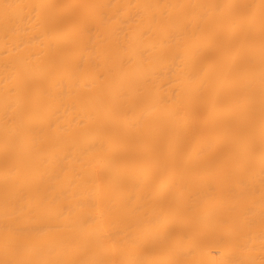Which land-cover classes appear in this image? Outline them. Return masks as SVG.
Returning <instances> with one entry per match:
<instances>
[{"label":"bare ground","instance_id":"obj_1","mask_svg":"<svg viewBox=\"0 0 264 264\" xmlns=\"http://www.w3.org/2000/svg\"><path fill=\"white\" fill-rule=\"evenodd\" d=\"M246 210L264 0H0V264H264Z\"/></svg>","mask_w":264,"mask_h":264},{"label":"rangeland","instance_id":"obj_2","mask_svg":"<svg viewBox=\"0 0 264 264\" xmlns=\"http://www.w3.org/2000/svg\"><path fill=\"white\" fill-rule=\"evenodd\" d=\"M245 212H247V213H264V210H246ZM248 222H251V219H249V218H244V219H242L241 221H239V224L240 225H245L246 223H248ZM256 222H258V223H253L252 222V224H254V225H258V227H260V229H261V231H264V216H261V217H258L257 219H256ZM245 223V224H244Z\"/></svg>","mask_w":264,"mask_h":264}]
</instances>
